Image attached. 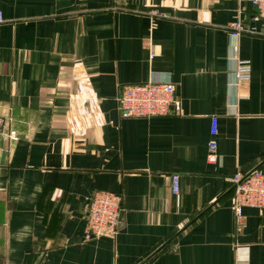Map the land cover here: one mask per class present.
I'll return each instance as SVG.
<instances>
[{
    "label": "crops",
    "instance_id": "0c3cea01",
    "mask_svg": "<svg viewBox=\"0 0 264 264\" xmlns=\"http://www.w3.org/2000/svg\"><path fill=\"white\" fill-rule=\"evenodd\" d=\"M0 14V118L16 132L0 140V264H264V210L244 208L236 234L230 183L264 174L247 0H0ZM238 19L253 33L232 38ZM234 59L249 81L231 85ZM147 82L173 85L171 113L122 119L120 87ZM100 191L121 198L120 227L86 242Z\"/></svg>",
    "mask_w": 264,
    "mask_h": 264
},
{
    "label": "built area",
    "instance_id": "2783aa9c",
    "mask_svg": "<svg viewBox=\"0 0 264 264\" xmlns=\"http://www.w3.org/2000/svg\"><path fill=\"white\" fill-rule=\"evenodd\" d=\"M255 9L261 21L262 31L259 36L264 37V0H247ZM3 22L0 14V23ZM232 38L237 39L242 34L253 33L244 26L242 20H234L227 25ZM233 84L250 79V63L234 59ZM118 111L122 119L164 117L171 113L177 100L175 90L170 83L147 82L142 84H127L120 87L117 98ZM11 119L0 118V140L11 143L16 138V132L11 128ZM217 133V119L211 118L210 135ZM217 159V145L214 140L208 145L206 160L213 164ZM180 178L171 176L172 194L179 193ZM233 196V211L235 216V232L240 234L245 227L243 209L254 208L264 210V174L258 170L244 175L235 173L231 179ZM122 215L121 198L113 193L100 191L93 194L85 212L84 241L113 239L118 234Z\"/></svg>",
    "mask_w": 264,
    "mask_h": 264
}]
</instances>
